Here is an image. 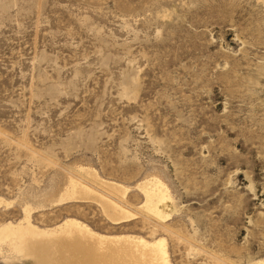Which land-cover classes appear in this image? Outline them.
<instances>
[{
  "label": "rangeland",
  "instance_id": "obj_1",
  "mask_svg": "<svg viewBox=\"0 0 264 264\" xmlns=\"http://www.w3.org/2000/svg\"><path fill=\"white\" fill-rule=\"evenodd\" d=\"M71 181L129 217L61 201ZM0 200V225L28 208L168 264L264 263V0H0Z\"/></svg>",
  "mask_w": 264,
  "mask_h": 264
},
{
  "label": "bare ground",
  "instance_id": "obj_2",
  "mask_svg": "<svg viewBox=\"0 0 264 264\" xmlns=\"http://www.w3.org/2000/svg\"><path fill=\"white\" fill-rule=\"evenodd\" d=\"M81 171L109 191L123 195L119 185L99 180L92 170ZM141 190L144 193L145 212L159 221L165 219L167 215L153 204V195L146 190L145 184ZM86 198L98 202L103 213L111 219L129 217L126 210L118 209L113 202L74 181L69 183L61 201ZM23 213L19 223L0 225V255L2 248L6 247L9 261L21 260L26 264H168L163 240L149 243L127 235L103 236L74 219L64 220L50 229H40L31 223L28 208Z\"/></svg>",
  "mask_w": 264,
  "mask_h": 264
}]
</instances>
